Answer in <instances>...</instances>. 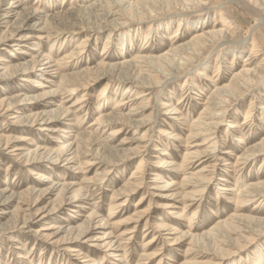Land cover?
Returning <instances> with one entry per match:
<instances>
[{
    "label": "rangeland",
    "instance_id": "rangeland-1",
    "mask_svg": "<svg viewBox=\"0 0 264 264\" xmlns=\"http://www.w3.org/2000/svg\"><path fill=\"white\" fill-rule=\"evenodd\" d=\"M21 1H23V4L20 3V0H3L0 3V16L5 14V11L6 13L7 11L10 12V16L7 17L6 22L4 18L0 17V36H9L0 42V74L5 72L3 70L5 66L11 67L24 61L29 62L34 56L42 54H47L53 61H56L60 55L71 53L76 48L77 43L88 35L90 39L86 42V47L79 51L80 56L76 55L68 59L69 62L64 66V68H67V73L81 72L95 67L103 58H106L110 63H116L124 60L131 61L136 55L141 54L148 57H155L168 52L171 48L188 43L196 35V31L193 28L191 29L185 22L181 24L180 30L175 35L178 23L172 21V19H169L163 26L159 22H150L144 26L137 24L128 27L124 26L118 28L116 31H112V33L111 30H106L102 33L85 30L74 34L69 31L72 28L69 20L64 21L60 19V21L52 24L51 28H49L52 32L57 31V34L59 32V35H53V39L49 40L41 37L47 35L42 29L44 27L43 24L46 22L45 15L52 16L59 12H69L73 8L95 4L98 0ZM217 1L219 4L214 6L213 10L210 11L212 18L214 16L213 14H217L215 16L217 20H213L212 18L210 20H202V25L205 22L203 27L210 29L213 25H217L218 20H220V14H223L225 19H228V23L232 22L234 26L240 27L244 32L253 25L252 19L235 4L230 3L229 0ZM11 2H14L12 8L10 5ZM25 8L30 10L32 15L27 13ZM36 10L37 13L35 14ZM8 19L10 24L7 23ZM193 20L191 21L194 22ZM157 23L159 27L157 26L156 30L152 31V36L154 34V37L150 38L147 47H144L145 43L148 42V40H145V37L149 25H158ZM25 34H30L31 36H29L31 38L22 40V36ZM55 37L58 38L56 39ZM256 37L260 39L261 46L264 48V34H256ZM242 38H244V34H242ZM252 39L249 37L243 41L242 49L250 50ZM57 49H61V52L55 54L54 52ZM226 51H220V58H223L221 59L223 60L222 62H226L224 60H227V62L234 60L235 63L232 65L223 63L218 75L216 74V60L219 56V50H215L212 54L207 53L204 57H201L200 53L199 58L192 61L195 67L189 68L187 74L178 80L163 81V87L161 89H136L150 95L147 97L150 100L146 101L148 102L149 109L145 114L147 116L152 111L154 113L150 126L141 129L139 133L130 126H123L121 128L122 132L116 136H112L108 142H112L115 146H119L124 142L125 149L127 148L129 150L137 146L138 143L136 140L142 139L143 142L139 143L141 144L139 146L140 156L131 160H120V156L123 155L122 152L118 156H109L111 161L102 160L97 156H88L83 162L90 160L91 164H84L82 170L79 169L76 163L68 164L64 160H59L58 162L53 161L52 159L55 157L54 151L50 156H46L50 158L48 161L40 162L38 165H26L24 160L16 158L21 151H15V149L20 147L22 149L32 150L37 148L50 151L55 150L67 141L69 143H76L78 141V134H85L90 132V130H93V137L102 142L107 135L111 134L113 130L120 128V126L92 127L91 124L94 123L99 112L106 113L111 110L116 102L122 99V96H132L131 98L137 96L134 95L135 93L126 94L128 84L121 83L119 86L116 81L113 85L107 87L106 94L108 95L99 97L101 90L108 83V79H102L93 83L86 90L77 89L76 94L71 97H69V94L61 92L55 96L28 101L30 96L35 97L42 92L57 88L61 78L55 73L56 70L51 71L52 73H41V71L35 70L28 77L18 75L8 76L7 74V77L1 76L0 101L9 97L22 99H20L15 107L16 109H21L19 113L17 110H14L8 114H0V133L7 134L13 140L8 148L4 149L5 146L0 147V192L5 191L7 197L12 193L18 195L24 193L28 188H33L34 186L43 185L44 187H49L52 184H59L58 186H60L66 183L74 184L76 189L83 186L82 194L84 195L81 197L82 199L78 205H70V201L66 199L61 205V208H58L56 212L49 215H42V212H38L37 210L43 208L44 205L47 207L51 206V208L57 205L60 202L58 198L59 190L48 197H45L46 195L40 197V193H34L27 200V205H20L19 199H15L10 204V209H5L7 206L1 205L0 226H8L12 232L3 241L0 240V264H40L41 261L42 264H83L81 261L86 257L92 260L88 264H93V260H96L98 264H139L141 255L144 252L148 254L157 253L156 258L146 260L144 264H158L160 261H162V264H182L186 260L184 252L187 250L190 240L186 241L184 239L185 241L181 240V242L179 241L177 243L175 240L178 235H168L169 232L173 231L161 232L158 230V224L166 223L180 229V231H187L191 225L193 228H196L197 233H203L208 228L216 226L221 220H229L235 213L237 203L234 201L235 196L232 195V191L222 190V188L227 187L232 190L236 188V191H238L246 184L264 181L263 155L258 158L256 157V160L246 165L237 166V159L244 154L246 148L255 145L264 137V119L258 118L260 113L257 110L252 114V119L255 121V124L253 123L252 128L247 130L242 136L245 142L242 145L243 147L236 142L233 134L231 135V133L228 134L226 132L227 126L223 124L217 130V136L220 138H218L219 144H217L214 158L210 160L208 156L207 158L195 159L193 161V166L195 167L186 173H196L203 166H206L208 167L206 170L208 172H204V174H212L213 179L207 185V188L201 196L192 199L191 205L187 207L185 212L182 209L188 200L184 201L177 194V187L168 191L166 193L168 195H160V192L153 188L155 184L150 183L154 174H161V177H163L162 181L156 182V185H161V187L166 185L164 183L166 181L175 182L174 177L177 175L179 178L176 179V182H182L185 172L181 168V164L186 153L185 148L183 146L179 147V143L169 140L163 135L165 130L173 132L176 128H179L182 129L183 135H186L185 137L188 138L190 123L192 124V122L198 119L204 110V104L207 103L208 97L212 93L213 83L207 80V76L213 77L214 81L217 80L216 85L224 86L230 82L235 72H239L243 68L245 65V57L237 58L239 56L235 57L237 54L232 50L228 53ZM207 63L210 65V70H205L207 76L205 74L199 75V69L204 65H208ZM48 80L52 82L49 84L47 83ZM185 81H187L188 87H184ZM41 83L46 86V88H43L44 90L39 88V84ZM191 88H195L197 94H193V92L191 94ZM83 98L86 100L82 104L70 109L69 119L66 125L58 124L62 128L57 126L58 129L54 130L55 132L44 131L43 128L45 125L40 121L35 122L33 125L28 122L26 126L16 124L18 115L21 117L31 116L33 118L36 113L43 112L44 110H50L51 113H56L55 111H58L60 106L71 107L75 101L79 99L83 100ZM25 99L27 102L22 101ZM263 101L264 82L252 97L249 96L247 99L241 101L240 104L234 105L229 109L232 118L228 120L243 123L246 117L245 113L249 111L251 102H255L254 104L258 108ZM162 103H168V108L178 107L182 113L180 115H174L172 113L175 111H173L171 114L164 115L163 113L166 111V108L161 107ZM131 104L125 106V113L137 108V105L131 106ZM63 117L64 115L62 114L61 118ZM184 120H187L185 124L183 123ZM69 127L71 129H66ZM62 129L69 130L68 134L63 133ZM145 131H148V136L144 140L142 137ZM174 133H181V130L174 131ZM200 141L201 139L199 138L190 140L189 145L193 146L195 143H200ZM156 146L159 149L167 150V153H170V155H163L162 151L154 150ZM22 151L25 152V150ZM50 151L45 154L48 155ZM88 155H91V153H88ZM162 160L163 162H161ZM166 162L168 163L166 164ZM202 162L204 165L199 167ZM171 163H174V165L171 166ZM240 164H243L242 160ZM139 166L144 169L143 181H140L142 182V185H140L142 188H135V191L127 197V202L121 206L122 201L126 199L121 193L124 192L125 186L133 178V174L138 170ZM195 169L196 171H194ZM235 169L238 170L237 173L234 172ZM140 176L138 175L137 178H134L131 181L132 184L140 179ZM40 177H47V179L43 181ZM188 191L190 192L191 190ZM114 193L120 195L114 196ZM156 194L159 196H156ZM172 195L176 197L170 199ZM141 198H144L143 202H139ZM36 201H41V203L36 206ZM170 203L174 204L175 208H167ZM113 204L118 206L115 214L110 218V223H107L109 221L108 216L111 212L110 206ZM19 205L22 206L23 212L16 211ZM243 207V213L245 215L264 220V197L261 199L256 198L253 202H246ZM141 211L144 212V217L139 220L137 213ZM170 211L177 213L170 214ZM4 212H9V214ZM92 213H95L97 218L88 220ZM24 214L30 216V223L25 227L20 223L15 226V222L19 219L22 220ZM194 214L196 216L193 218ZM192 218V223L187 224V220ZM87 221L93 223L92 226L94 229L88 236L82 237L75 244L79 245L82 249V255L77 260L67 252L66 249L68 246L57 242L65 235L61 234L59 235L61 237L57 239L56 235L59 233L57 228L59 226L64 228L70 224L86 225L88 223ZM112 222L121 224L110 226L113 224ZM124 231L133 232L130 235L120 237ZM46 235L52 236L47 237ZM107 236H110V238L104 241L112 240L114 244L117 243L118 239H124L123 246L126 247L127 251L125 257L123 256V251L101 248L99 246V244H103L101 240L93 241L94 238ZM155 236L158 239L153 240ZM8 238H11L13 241ZM129 238L130 240L128 241L127 239ZM245 238L247 239H240L239 244L236 248L232 249L230 254L222 255L216 252V257L213 260L208 257L202 259L203 262H213L214 264H264V258L263 261L261 259V261L256 263L260 257H264V233L256 232L249 234L246 232ZM148 243L149 247L146 245ZM169 243L177 244L169 246ZM109 252L115 253L118 257L110 258L109 255L111 253ZM119 254L122 257H119ZM25 255L29 256L27 260L23 258Z\"/></svg>",
    "mask_w": 264,
    "mask_h": 264
},
{
    "label": "bare ground",
    "instance_id": "bare-ground-1",
    "mask_svg": "<svg viewBox=\"0 0 264 264\" xmlns=\"http://www.w3.org/2000/svg\"><path fill=\"white\" fill-rule=\"evenodd\" d=\"M2 1L3 0H0V3H2ZM229 1L230 3L235 4L238 8L242 9L248 15V17L252 19L253 25L249 27L247 30H245V32L240 27L234 26L232 22L228 23L229 22L228 19H225L223 14L219 15L220 20H218L217 25H213L212 27H210V29L203 27V25H205V22L202 25L201 23L202 20H206V19L210 20V18H212L211 17L212 15H210V11L213 10L214 6L219 4L217 0H98L95 4L92 5L87 4L89 6L73 8L69 12H65V13L59 12L53 14L52 16L45 15L46 22L43 24L44 27L43 26L41 27H43L42 29L47 35L41 37L49 40L53 39V35L54 36L59 35V32L57 34V31L52 32L49 30V28H51L52 24H56V22L60 21V19L64 21L69 20L72 27L71 30L69 31H71L74 34L83 32L85 30H89L90 32H94V33L95 32L102 33L105 32L106 30L107 31L111 30L112 33V31H116L118 28H122L124 26L128 27L136 24L144 26L150 22L151 23L159 22L161 23V26H163L164 24H166V22L169 21V19H172V21L178 23V27L175 35L180 30L181 24L183 22H185V24H187L191 29L193 28V30L196 31V35L188 43L181 44L175 48H171L168 52L162 53L155 57L154 56L148 57L145 56L144 54H141V55H136L135 58L132 59L131 61L124 60V61H118L116 63H110L107 61L106 58H103L97 66L75 73H67L66 72L67 68H64V66L69 62L68 59H71L76 55L80 56L79 51L86 47L87 45L86 42L90 39L89 35L84 37L82 41L78 42L76 48L71 53L60 55L56 61H53V59L49 55L42 54L39 56H34L33 59L29 62L24 61L20 64H16L11 67L5 66L4 67L5 69H3L5 72L3 74H0V77L1 76L7 77V75L8 76L18 75L21 77L22 76L28 77L31 74H33L35 70H39L41 71V73H50L51 71L56 70L55 73L60 76L61 78L60 84L57 86L55 90L42 92L41 94L35 97L30 96V99H28L29 97L27 98L28 101L31 100L33 101L34 99L37 98L42 99L48 96H55L56 94L58 95V93L61 92H65L66 94H69V97H71L76 94L77 89L86 90V88L90 87L93 83H96L102 79H108V83L101 90L99 97L108 95L106 94L107 87L113 85V83H115L116 81L118 82L119 86L121 85V83L128 84V87L126 88L127 95L132 93H135L134 95H137L135 98H131L132 96L129 97L122 96L121 97L122 99L119 102H116L115 106L111 108V110L107 111L106 113L99 112L94 123L91 124L92 127L93 126L105 127L111 125L120 126V128L113 130L111 134L107 135V137L104 138L102 142L96 140L92 135L93 130H90V132L88 133L78 134L77 137L78 141L76 143L74 142L69 143V141H67L63 145H60L57 149L51 151L40 148L32 150V149H22L18 147L15 149V151H21V152L19 153V155H17L16 158H19L20 160L21 159L24 160V163L26 165H38L40 162L48 161V159L50 158L46 156H50L54 151L55 157L53 159L51 158L53 161L58 162L59 160H64L67 161L68 164L76 163L79 169L82 170L84 164H91L90 160H85L87 162H83L84 159H86L88 156H97L102 160L111 161L109 156L111 155L118 156L120 155V153L123 152V155L120 156V160H131L135 157H139L141 153L139 151V146L141 144L139 143L143 142L142 139L136 140V142L138 143L137 146L129 150H127V148L125 149L124 142L119 146H115L114 144H112V142L111 143L108 142L112 136H116L118 133L120 134V132H122L121 128H123V126H130L138 133L141 131V129L150 126L154 113L152 111L149 115L147 116L145 115L146 112H148L147 110L149 109L148 102L146 101L150 100L147 98L150 95L144 92H140L139 90L136 89H140V90L142 89L151 90L155 88L161 89L163 87L162 86L163 81H168L173 79L178 80L179 78L187 74L189 68L195 67V65L192 64L193 63L192 61L194 59L199 58L198 56L200 55V53H201V57H204L207 53L212 54L215 50H219V56L217 57L216 60L217 61L216 74L218 75L221 66H223V63L225 64L229 63L231 65L235 63L234 60L231 62H227V60H224L226 62H222L223 60L221 59L223 58H220V51L227 50L226 52L228 53L232 50L233 52H235V54H237L235 57L237 56H239L237 58H241L242 56L245 57L244 60L245 65L239 72H235V74L232 75L231 80L228 84L224 86L216 85L217 80L214 81L213 77L207 76L205 74V70H210V65L208 63H207L208 65L206 66L204 65L199 69V75L205 74V76H207L208 78L207 80L213 83V89L210 97H208L207 103L204 104L205 105L204 110L202 111L198 119L192 122V124L190 123L189 135L187 136L188 138L185 137L186 135H183L182 129L179 128H176L174 131L181 130V133L175 134L174 131L170 132L165 130V133L163 135L169 140H173L179 143L180 145L179 147L183 146L185 148L186 153L184 154V158H183L184 160L183 163L181 164L182 165L181 168L185 172L184 178L182 182H176V179L179 178V176L177 175L174 177L175 182L166 181L164 182L166 185L161 187V185L160 186L156 185V182L158 183L162 181L163 177H161V174H154V177L150 181V183L155 184L153 188L159 191L160 195L161 194L165 195L166 193H168V191L172 190V188L177 187L176 189L177 194L180 195L184 201L188 200L185 202V205L182 209L183 212H185L187 207L191 205L192 199L201 196L202 193L207 188V185L210 182H212L213 179L212 174L211 175L204 174V172H208L206 171L208 168L206 166H203V168L197 171L196 173L193 172L186 173V172L195 167L193 166V161L195 159L207 158L208 156H209L208 159L210 158V160L214 158L213 156L214 154H216L215 150L217 144H219L218 138H220L217 136L218 127L222 126L223 124L227 126L226 132L228 134L231 133V135L233 134L236 142L242 146L243 144H245L242 136L244 135L245 132H247V130H250L252 128V125L255 122L252 119L253 112L257 110L260 113V116L258 118L264 119V101H263V103L260 104L258 108L254 104L255 102H251L249 106V111L245 113L246 117L243 123H238L232 120H228L232 118V114L231 112H229V109L234 105L236 106L240 104L241 101L247 99L249 96L252 97L255 91L258 90L261 84L264 82V48L261 46L262 44L260 43V39L256 37V34H261V35L264 34V0H229ZM20 3L23 4V1L20 0ZM10 5L12 8L14 6V2H11ZM25 11L31 14L30 10L26 9ZM36 13L37 10L35 11V14ZM213 15L214 16L212 19L217 20L215 17L217 14H213ZM8 16H10V12L7 11L6 13L5 11V14L1 15L0 17L4 18L6 22ZM190 19L191 20L195 19V20H193L194 22H192ZM7 23L10 24L9 19L7 20ZM35 25H37V23H35ZM157 26L159 27V24L149 25V29L147 30L145 37V40H148V42L145 43L144 47H147L150 38L154 37V34L152 36V31L156 30ZM242 34H244V38H242ZM29 35L25 34L24 36H22V40H27L31 38L30 37L31 35L30 36ZM109 36H111V34H109ZM8 37L0 36V42L4 41ZM249 37L253 38L252 42L250 43L251 49L250 50L242 49L243 47L242 42L247 40ZM55 38L57 39L58 37ZM105 49H104V53H105ZM60 52L61 49L59 50L57 49L54 53L58 54ZM51 82L52 81L50 80L47 81V83L49 84ZM187 84H188L187 81H185L184 87L186 86L188 87ZM39 85H40L39 88L41 90L43 88H46V86H44L43 83ZM195 86L199 87L198 85ZM191 90H192L191 94L192 92L193 94H197L195 92L196 91L195 88H191ZM20 99L22 98L9 97L7 99L1 100L0 114L1 113L8 114L9 112H12L14 110H17L19 113L21 109H19L18 107H17L18 109H16L15 107L17 106ZM84 100L86 99L83 98V100L79 99L75 101L71 107L60 106L59 109L57 108L58 111H55L56 113H51L50 110L49 111L42 110L43 112L36 113L33 118L31 116L21 117L18 115L16 124H18L19 126H26L28 125V122H30L33 125L35 124V122L40 121L45 125V127L43 128L44 131H54L58 129V127H60V125L58 124L66 125L69 119L68 115L70 114V109L74 106H78L82 104ZM22 101L27 102L26 99ZM130 103H132L131 106L137 105V108L131 109L128 113H125L124 108L126 105L129 106ZM180 104L182 103L180 102ZM168 106H169L168 103L161 104V107L166 108V111L163 113L164 115L171 114L173 111H175L174 113H172L174 115H180L182 113L178 107L168 108ZM62 114L64 115L63 118H61ZM186 122L187 120H184L183 123L185 124ZM66 129H71V128L69 127ZM62 132L68 134L69 130H63ZM147 134L148 131H145V134L142 137L144 140L147 138L148 136ZM198 138L201 139L200 143H195V145L193 146L189 145L190 140L198 139ZM12 142L13 140L10 136H8L5 133H0V147L5 146L4 149H6L8 148V146H10ZM22 150H25V152ZM154 150L162 151L163 155H170V153H167V150L159 149L158 146L154 147ZM48 151L50 152L48 153V155H46L45 153H47ZM88 153H91V155H88ZM262 155L264 156V137L260 139V141L255 145L248 146L246 148L244 154H242L237 159V166L246 165L256 160L259 156ZM241 160L243 161V164H240ZM161 162H163V160ZM167 163L168 162H166V164ZM171 164H172L171 166L174 165V163ZM201 165H204V163L203 162L200 163L199 167H201ZM140 166L138 167V170L133 174V178L129 181V183L128 184L126 183L127 185L124 188V192L121 193L126 197V199L122 201V203L120 204L121 206L127 202L128 199L127 197H129L135 191V188H142V186H140L142 185V182L140 181H143L144 169L141 168ZM196 169L194 171H196ZM234 172L237 173L238 170L235 169ZM138 175H141L139 177L140 179L136 180L134 184H132L131 181L134 178H137ZM41 179H43L44 181L47 179V177H43ZM58 185L59 184H52L49 187L48 186L44 187L43 185L34 186L33 188H28L27 191H25L24 193H21L19 195L12 193L7 197L5 194L6 192L1 191L0 206L1 205L7 206L5 209L7 208L10 209L9 206H11L10 204H12V202H14L15 199L20 200L19 202L20 205H27L28 204L27 200L29 199V197L31 198V196L34 195V193H40V197H42L43 195H46L45 197H48L52 195L54 192L56 193V191L58 190H59L58 198L60 202L57 203V205H55L53 208H51V206L47 207L44 205L43 208H39V210H37L38 212H42V215L52 214L56 212L58 208L62 207L61 205L64 203V201H66V199L70 201L71 203L70 205H76V204L78 205V203L82 199L81 197L84 195L82 194L83 186L80 187L79 189H76L74 184L63 183L60 186ZM187 190H191V191L187 192ZM222 190L232 191L231 192L232 195L235 196L234 201L237 203L235 213L229 220H221L220 222H218V224H216V226H212L208 228L203 233H197L196 228H193V226L191 225L189 226V229L187 231H180V229L175 228L174 226H171L166 223L158 224V228H159L158 230H160L161 232L173 231V232H169L168 235L170 234L178 235L175 242L178 243L179 241L181 242V240L185 241L184 239H186V241L190 240L188 244V248L184 252L186 260L182 262V264H212L213 262L212 263L203 262L202 259L209 257L213 260L214 257H216V252L219 254L221 253L222 255L230 254V252H232V249L236 248V246L239 244L240 239L242 238H244L243 240L247 239L245 238L246 232L249 234L256 232L264 233V220L256 219L253 216H247L243 213V208H244L243 205L246 202H253V200L256 198L261 199L262 197H264V181L246 184L238 191H236V188L232 190L230 188L228 189L227 187H223ZM119 195L120 194L114 193V196H119ZM174 195H172L170 199L175 198L176 196L173 197ZM156 196L159 195L156 194ZM2 201L4 202L2 203ZM143 201L144 198H141L139 202H143ZM40 203L41 201H36L37 205L36 204L33 205L38 206ZM20 205L17 206L16 211L23 212V208ZM117 206L118 205L115 204L110 206L111 212L108 216L109 221H107V223H110L111 221L110 218L113 216V214H115V210L117 209ZM167 208H175V205L170 203L168 204ZM170 212H171L170 214L177 213V212L174 213V211H170ZM4 213L9 214V212L8 213L4 212ZM195 216L196 214L193 215V218ZM137 217L139 218V220L143 219L144 212L143 211L138 212ZM91 218L92 219L97 218L96 214L92 213L89 216L88 220H90ZM193 218L187 220V224L192 223ZM18 223L22 224L23 227L27 226L30 223V216L24 214L22 220L19 219L15 222V226H17ZM120 224L113 223L110 226H117ZM92 225L93 223L88 222L86 225L70 224L64 228L59 226L57 228L59 233L57 234V232H55L57 234L56 235L57 239L58 237L59 238L61 237L59 235L61 234H65V235L62 236L57 242L61 243L62 245L68 246L66 250L70 254V256H74L77 260H79L80 259L79 257L82 255V249L80 248L79 245H75V244H77L78 240L81 239L82 237L88 236V234L94 229ZM11 232L12 231L8 226H3V225L0 226V240L3 241L4 238L8 237L7 235L11 234ZM132 232L124 231L120 235V237L130 235L132 234ZM46 236L50 237L52 235H46ZM108 238H110V236L103 238L97 237L94 238L93 241L101 240L103 242V244H99L101 248H107L108 250L114 249L116 251L121 250V252L123 251L124 253L123 256L125 257L127 251H126V247L123 246L124 239L121 240L118 239L117 243L114 244L112 240L104 241V240H108ZM8 239L10 240L11 238ZM156 239H158V237L155 236L153 240ZM127 240L129 241L130 238ZM11 241L13 240L11 239ZM149 243L146 244L148 247H149ZM177 243H173V244L169 243V246H172ZM109 253H111L109 255L110 258L118 257V255H116L115 253L113 254V252H109ZM156 256L157 253L155 252L151 254L144 252L141 255L139 264L140 263L144 264L145 263L144 261L150 260L152 258H156ZM28 257H29L28 255L23 256L24 260H27ZM119 257H122V255L119 254ZM263 258L264 257H260L258 260L256 259L257 260V261L255 260L256 263L261 261V259L263 261ZM91 261L92 260H90L89 257H86L81 262L83 264H88ZM93 261H94L93 264H98L96 260ZM40 264H42V261L40 262ZM158 264H162V261H160Z\"/></svg>",
    "mask_w": 264,
    "mask_h": 264
}]
</instances>
